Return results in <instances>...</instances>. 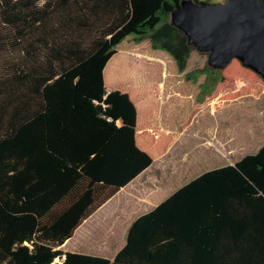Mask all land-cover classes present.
I'll return each instance as SVG.
<instances>
[{
  "label": "trees",
  "instance_id": "obj_1",
  "mask_svg": "<svg viewBox=\"0 0 264 264\" xmlns=\"http://www.w3.org/2000/svg\"><path fill=\"white\" fill-rule=\"evenodd\" d=\"M157 14L147 37L186 72L195 47ZM132 15L131 0H0V264H264V146L139 214L113 258L60 248L119 191L79 170L118 130L104 71ZM186 74L205 75L202 97L224 78Z\"/></svg>",
  "mask_w": 264,
  "mask_h": 264
},
{
  "label": "rangeland",
  "instance_id": "obj_2",
  "mask_svg": "<svg viewBox=\"0 0 264 264\" xmlns=\"http://www.w3.org/2000/svg\"><path fill=\"white\" fill-rule=\"evenodd\" d=\"M181 1L131 0L130 22L111 37L117 53L104 71V106L118 130L79 172L119 191L81 223L64 251L113 258L139 214L198 175L264 146L261 75L233 59L202 97L205 75L194 80L186 73L202 71L209 53L195 48L181 72L171 54L152 47L145 28L158 25L161 7L171 16Z\"/></svg>",
  "mask_w": 264,
  "mask_h": 264
},
{
  "label": "water",
  "instance_id": "obj_3",
  "mask_svg": "<svg viewBox=\"0 0 264 264\" xmlns=\"http://www.w3.org/2000/svg\"><path fill=\"white\" fill-rule=\"evenodd\" d=\"M171 22L200 52L208 65L226 68L233 59L264 79V0H225L216 4L182 0Z\"/></svg>",
  "mask_w": 264,
  "mask_h": 264
}]
</instances>
